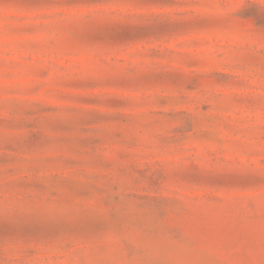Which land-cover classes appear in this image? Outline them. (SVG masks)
Instances as JSON below:
<instances>
[{
	"label": "rangeland",
	"instance_id": "obj_1",
	"mask_svg": "<svg viewBox=\"0 0 264 264\" xmlns=\"http://www.w3.org/2000/svg\"><path fill=\"white\" fill-rule=\"evenodd\" d=\"M0 264H264V0H0Z\"/></svg>",
	"mask_w": 264,
	"mask_h": 264
}]
</instances>
